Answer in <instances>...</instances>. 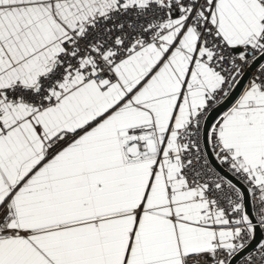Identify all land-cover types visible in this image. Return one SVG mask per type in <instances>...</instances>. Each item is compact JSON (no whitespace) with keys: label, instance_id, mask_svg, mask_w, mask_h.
<instances>
[{"label":"snow or ice","instance_id":"snow-or-ice-1","mask_svg":"<svg viewBox=\"0 0 264 264\" xmlns=\"http://www.w3.org/2000/svg\"><path fill=\"white\" fill-rule=\"evenodd\" d=\"M0 264H264V0H0Z\"/></svg>","mask_w":264,"mask_h":264}]
</instances>
